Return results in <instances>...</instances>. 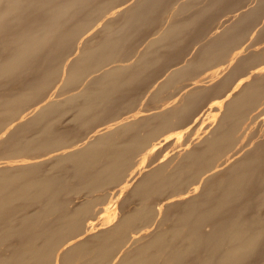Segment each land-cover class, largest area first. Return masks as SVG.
Instances as JSON below:
<instances>
[{
	"label": "bare ground",
	"instance_id": "6f19581e",
	"mask_svg": "<svg viewBox=\"0 0 264 264\" xmlns=\"http://www.w3.org/2000/svg\"><path fill=\"white\" fill-rule=\"evenodd\" d=\"M127 2L133 4L122 10ZM140 5L139 0H0V264H264V122L255 120L263 106L250 119L243 107L240 124V114L235 121L217 119L214 112L210 135L186 142L173 156L157 152L181 131L162 132L158 141L128 140L134 136L127 125H110L116 110L122 111L111 107L117 103L116 83L106 81L102 93L92 90L95 72L130 73L143 65L115 62L98 72L101 64L125 60L120 47L136 32L128 23L134 19L117 28L113 16L138 17L146 7ZM101 22L108 25L107 35L99 25L105 37L97 42ZM161 123L158 127L166 124ZM99 190L110 191L95 193ZM79 195L85 197L76 200ZM133 199L137 203L126 208Z\"/></svg>",
	"mask_w": 264,
	"mask_h": 264
},
{
	"label": "crops",
	"instance_id": "0c3cea01",
	"mask_svg": "<svg viewBox=\"0 0 264 264\" xmlns=\"http://www.w3.org/2000/svg\"><path fill=\"white\" fill-rule=\"evenodd\" d=\"M141 1H142V3L139 0V5L140 4L142 5L144 2L148 3V1H149V3H148V5L146 3H144V7L146 6L147 9H146V7L144 8L143 5L142 6L140 5L144 9L142 10L140 15L138 16L139 19H136L137 21L140 20L139 22H137L135 20V18H138L136 15H134V18H131V17H129V15L128 16H125V15H119L118 16V13H117V15H116L117 17L114 15L112 18L115 20V22L117 21L116 22L117 26L123 25L124 23H126L127 20H130V19L133 20L134 19L132 21V23H130L131 21H129V22L127 21V22L130 24V26L132 24L133 25L135 24V27H133V25H132V28L130 29V31L132 30L131 31L132 34H133L134 30H136V32L134 31V35L131 34L132 38H131L130 42L128 41L129 44H128V42H126V44L128 46H126V44L124 43L120 47L121 50L124 51L122 55H124L125 60L119 61V59L117 58L118 60H114V62L111 61V62H108L107 64H104V65L101 64L102 66H100V67L102 69L101 68L98 69V72H99V70H104L103 66H104V68L106 67V69L109 66H111V67L114 66L115 62L117 63V65H115V66H121V65L123 66L122 63H124V61H125V64H127V66H131L130 64L135 65V63L138 60H140L141 64H143V65H141L139 62V65H141V66H138V68H140V69H138L136 71H132L130 73H114V74L110 73V74H108V73H100V72L96 73L95 72V73H93L94 75L91 74L92 75L91 76L92 77L91 82L93 81V79H97V80L93 81L94 84L92 83V90L97 91L98 93H102L105 90H107V88L103 90L104 85L107 84V82H111V83L115 82L116 83V85L114 84V86H116L115 87L116 89H114L115 92H113V94H115L114 101L117 103H116V105L113 103L115 106L111 104V107L113 109L120 107V110L122 109V111H119V109L117 108L120 113L116 110V114L114 115L116 120H114L115 118H113L111 120L113 123L108 122V124L109 123H110V125L111 124H113V125L124 124L125 126L127 125L128 127L131 126L132 128L129 131L130 133H128V134L130 135V137H132V136H134V137H132L133 139L128 138V140H131V141L132 140L133 141L139 140V141H141V139H143L144 141L147 142V140H145V138H146V139H148V141H151V140L153 141L154 139H155L154 141H158V140H161L160 138L163 137V134H161L162 132H164V135H165L168 133L182 131L184 126H185V128L200 126L201 121L209 119L213 115L214 112H215L214 114L216 115L217 119L218 118L219 119L227 118V119L235 120L237 118V120H239V117L241 116L240 120L238 121L239 122L238 124H240L241 120L243 118L244 108H245V110H247L246 114H245V115H247V119H250L249 117H251V115H253L254 111L259 110V108H262V106L264 109V97H263L264 94L261 93V92L264 93V0H187V1H185V0H166V1L165 0H147V1L141 0ZM151 2L152 3L154 2V3L151 4ZM162 2H163V4H162ZM165 3L166 4L168 3V5L165 6L166 5ZM188 3H190V4L192 3V5H190ZM125 4H128V2L122 4L121 9L123 6H126ZM131 4H133V3H130L128 5H131ZM156 4H158V5H156ZM184 5H187V6H184ZM142 8H140V9H142ZM150 8L151 9L153 8L152 9L153 11ZM177 8H178V11H176ZM187 8H189V9H187ZM123 9L125 10V8H123ZM145 9H146V11H145ZM149 10H151V11L149 12ZM155 10L158 12H156ZM144 11H145L144 14H146V12H147L148 18H147V15H143ZM148 12H149V14H148ZM173 12H175V13H173ZM157 13H158V15H157ZM149 15H151V16H149ZM140 16H142V20L140 19ZM143 16H145L144 17L145 19L143 18ZM126 17H129V19H125ZM179 17H181V18H179ZM152 19L153 20L155 19L154 21L156 24L154 22H151V21H153ZM172 20H173V22H172ZM135 21H136V23H134ZM144 22L146 24L147 23H149V24L146 25ZM170 22H171V24L169 25ZM174 22L177 23L178 25L180 22L181 26L180 25L178 26ZM138 23H140V24L142 23L144 26L141 24V27H140L139 26L140 24H139L138 25L139 28H138V26H136ZM158 23H160V24H158ZM184 23H186V24H184ZM173 25H174V27H173ZM146 26H151V27L149 28ZM152 26H153V28H152ZM167 26H169V27H167ZM171 27L173 29H171ZM145 29H147V30H145ZM145 31L149 34H146ZM167 33H168V37L166 35ZM185 33H186V35H185ZM156 34H158L160 36H158ZM163 34H165V35L162 36ZM150 36L152 38H154V40L153 39L150 40V38H151ZM156 36H158L157 39L159 37L160 38L158 40L157 39L155 40ZM176 36L179 38H177ZM143 37H145V38H143ZM170 37H172L171 38L172 40L170 39ZM147 38L149 39V41ZM137 39L140 41H137ZM160 40L162 41V43ZM184 40H185V42H184ZM164 41H166L165 43H168L167 46H166V44L164 45ZM170 43H172L173 45L171 46ZM163 46H164V48H163ZM166 47H167V49H166ZM181 47H183V48H181ZM168 48H170L169 51H168ZM144 51H146V52H144ZM160 51H162L163 53L161 52V54H160ZM146 53H147V55H146ZM155 54H157V55H155ZM155 57L158 60H156ZM169 59L171 61H169ZM203 59H205V60H203ZM132 60H134L135 62ZM201 61H203V62H201ZM127 62L129 63V65ZM131 62H133V63H131ZM165 62H166V64H165ZM158 64H160V65H158ZM154 65H156L157 67ZM172 65H174V66H172ZM179 65H181L182 67ZM191 65L194 67H192ZM143 66L145 67V69H143L144 68ZM148 66L150 69L148 68ZM188 66H190V67H188ZM157 68L160 69L163 72V74H161V71L158 70ZM183 69H184V71H183ZM174 70H176V71H174ZM138 72H139V74H138ZM148 72H150V73H148ZM257 72L259 73V75H257L258 74ZM209 73H210V75H209ZM105 74H107V75H105ZM148 74L150 76H148ZM157 74H158V76H157ZM167 74H169L170 76ZM108 75L110 76V78ZM172 75L176 78H174ZM95 76H97V77L95 78ZM98 76H99V78H98ZM105 77L107 79L108 78L109 79L107 80V79H105ZM162 77H164L163 80H161ZM167 77H170V78H167ZM100 79H101V81H100ZM167 79L169 81H165ZM244 79H246V80H244ZM104 80H105V82H104ZM129 81H130V83H129ZM159 81H160V84L157 83ZM183 81H184V83H183ZM192 81H193V83H192ZM198 81H199V83H198ZM99 82H100V84H99ZM166 82H167V84H166ZM261 82H263V83H261ZM149 83H152V84H149ZM244 83H246V84H244ZM96 84H98V85H96ZM164 84H166L167 87H165ZM196 84L197 85L200 84V85L196 86ZM242 84H244L245 86ZM118 85H119V87L120 86H122V87L118 88ZM97 86H99V87H97ZM105 86H108V84ZM147 86H148V88H147ZM153 86H155L154 87L155 90H154ZM183 86H185V87H183ZM260 86H261V88H259ZM149 87H151V88L149 89ZM190 87L191 88L193 87V88L191 89ZM160 88H162V89H160ZM97 89H99V90H97ZM160 90H161V92H160ZM257 90H259V91H257ZM183 91L186 93H184ZM210 91H211V93H210ZM155 92H156L157 96H156ZM161 93H163V94H161ZM232 94L233 95L235 94V95L233 96ZM238 94H240V95H238ZM258 94H260V96ZM123 95H124V97H123ZM231 95H232V97H231ZM246 95H247V97H246ZM243 96H245V97H243ZM116 97L118 99H120V101L118 99H116ZM186 97H187V99H186ZM124 98H125V101H124ZM184 98L187 101L184 100ZM241 98H242V100H241ZM233 99H234V101L229 103V101L233 100ZM193 100H195V102ZM221 100H223V102H220ZM127 101H130V102L128 103ZM249 103L251 105H249ZM175 104H177V105H175ZM218 104L220 105V107L221 106L223 107V108H220L221 111L219 109ZM132 105H134V106H132ZM161 105H162V107H160ZM170 105H171V107H170ZM209 105H212V107ZM217 105H218V108H217ZM244 105L248 106V107H245ZM139 106H141V107H139ZM176 106L177 107L180 106V107H178L179 109ZM251 106H253V107H251ZM228 107H230V108H228ZM241 107L242 108L244 107V108L242 109ZM128 108H130V109H128ZM173 108H174V110L172 111L171 109H173ZM192 108H194V109H192ZM100 109H101L102 113H105V112H103L102 107ZM180 109H183V110H180ZM114 110H112V111H114ZM175 110H179V112L175 111ZM233 110L236 113L232 112ZM248 110H249V112H248ZM171 111L173 114H171ZM223 111L224 112L226 111V114H224ZM152 112L156 113V114H153ZM168 112H170V113H168ZM137 113H139V114H137ZM149 113H150V115H148ZM216 113H218V115ZM121 114H122V116H121ZM184 114H186V115L184 116ZM238 114H240V115H238ZM160 115H161V117H160ZM174 115H176V116H174ZM226 115H227V117H226ZM229 115L234 116V117L236 115V117L231 118V116H229ZM124 116L126 117V119L124 118ZM135 116H138V117H135ZM154 116H156V117H154ZM163 116L164 117L166 116V118H164ZM186 116H187V119L185 118ZM132 117H133V119H132ZM176 117L178 118V120H174V119H177ZM135 118H138V119L136 120ZM123 119L128 120V121L124 120V122H122ZM134 119L136 120L135 124H133ZM165 119H167V120H165ZM169 119H171V120H169ZM108 120H110V119H108ZM151 121L153 122L152 125L150 124V123H152ZM160 121L166 122L165 125L163 123V126L165 128L164 127H158L160 124H162ZM102 122H104V121H102ZM102 122H99L98 125L100 126V124ZM187 122H189V123H187ZM104 123H102L101 125H103ZM155 123H157V124L155 125ZM184 123H187V125ZM130 124H133V125H130ZM149 124H150V126H149ZM155 127L158 130L155 129ZM168 128L169 129L172 128V129L168 130ZM148 129L150 130V132H152L151 136H149ZM161 129H162V131H161ZM144 131H145V133H148V135L145 134ZM165 131H166V133H165ZM194 132L195 131H191V133H194ZM140 133H143V135L145 134L147 136L144 135V138H143L142 134H140ZM154 133L155 134L157 133L156 137L160 136L157 138V140H156V137H154L155 136ZM150 137H151V139H150ZM169 140L172 141L174 139L171 138ZM186 140L189 141V140H193V139H185L184 141H186Z\"/></svg>",
	"mask_w": 264,
	"mask_h": 264
},
{
	"label": "rangeland",
	"instance_id": "374dc122",
	"mask_svg": "<svg viewBox=\"0 0 264 264\" xmlns=\"http://www.w3.org/2000/svg\"><path fill=\"white\" fill-rule=\"evenodd\" d=\"M101 21H103V20H101ZM113 21V20H112ZM100 22V21H99ZM114 23H115V20L113 21ZM114 23H112L111 24V26H110V28L112 27L113 29H115L116 27H117V25H116V27L114 26ZM107 25V23L106 22H104L103 24H102V22L100 23V24H97V27H99V25H100V27L102 26V25H104L103 26V30L106 32V33H104V31L103 30H101V28L99 27V28H97V29H100V30H98V34L99 33H101V34H105V35H107V31L105 30V29H107V28H104V27H107L106 25ZM114 26V27H113ZM120 27V26H119ZM119 27H117V28H119ZM96 29V30H97ZM112 29V30H113ZM100 31V32H99ZM103 33H102V32ZM97 34V35H98ZM100 34V35H101ZM102 35V36H100V35H94V37H97V39L96 38H94L93 36H90V37H93L96 41L98 40L99 41V39L101 38V39H103L104 37H105V35ZM104 36V37H103ZM100 37V38H99ZM103 37V38H102ZM93 39V40H94ZM83 39H81V42H80V46L81 45H83V41H82ZM89 40H91V39H89ZM93 40H91L90 42H92ZM97 41V42H98ZM95 42V41H94ZM90 45V44H89ZM93 46V45H92ZM89 47V46H88ZM91 47V46H90ZM260 113H261V115L259 116V118H256L255 120H260V122H264L263 120H264V110H261L260 111ZM212 117H210L209 119H206V120H202L201 121V125L200 126H194V127H187V128H183V130H185V131H181V134L179 135V134H175V135H173L174 136V141L172 140V141H167V142H165L164 144H163V147H162V149H164L163 151L162 150H160L161 152H157V154L158 153H167V155H169L168 153H170V155H177V153H178V151H179V154H180V152H182V148H183V146L185 145V143L187 142V143H196L197 141H200V140H202V139H204L203 138V136L206 138L207 136H209L210 134L206 131V130H209V129H207L208 127L210 128V126H211V124L209 123V121H210V119H211ZM263 119V120H262ZM209 120V121H208ZM212 120V119H211ZM64 120H60V122H62L63 124H64V122L66 123V121H64ZM126 121V120H125ZM122 122H124V120H122ZM209 124H208V123ZM19 123V122H18ZM18 123H16V124H18ZM13 124V123H12ZM63 124H61V123H59V125H60V127H62L63 126ZM68 124V123H67ZM67 124H64V126H66ZM113 126V127H112ZM112 126H110L109 128H113V129H116V128H118V126H115V125H112ZM115 126V127H114ZM125 128V126H120L119 128ZM249 127H251V126H249ZM254 127V126H253ZM62 128H64V127H62ZM129 128V131L131 130V126H129L128 127ZM190 128V129H189ZM245 129H247V131H248V127L246 126L245 127ZM123 130V129H122ZM124 131V130H123ZM128 131V132H129ZM191 131H195L194 133H191ZM210 131V130H209ZM206 132V133H205ZM208 134V135H207ZM173 138V137H172ZM202 138V139H201ZM185 139H193V140H189V141H184ZM173 144H172V143ZM174 142H175V144H174ZM171 143V144H170ZM177 143V144H176ZM172 145V146H171ZM175 145V146H174ZM179 145V146H178ZM179 148V149H178ZM174 151H177V153L176 152H174ZM173 152V153H172ZM172 153V154H171ZM150 158H152V157H150ZM102 191V192H101ZM105 191H107V192H105L106 194L108 193V191H110V190H99V191H96L95 193H97V194H104V192ZM112 191V190H111ZM97 194H94L93 193V195H96L97 196ZM81 195V194H80ZM79 195V196H80ZM108 195V194H107ZM106 196V195H105ZM85 197V195H82V197L80 196V197H78V198H76V200H80V199H82V198H84ZM115 200V199H114ZM112 198L110 199V202L111 203H116L115 201H114ZM134 200V199H133ZM135 202L137 203V200H134L133 202L131 201V203H129V204H126L125 205V207L126 208H130V207H132V206H134V204H135ZM125 209V208H124ZM104 215V211H101L99 214H98V216H103Z\"/></svg>",
	"mask_w": 264,
	"mask_h": 264
}]
</instances>
